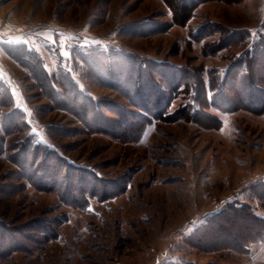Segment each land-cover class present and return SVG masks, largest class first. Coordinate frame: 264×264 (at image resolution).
I'll use <instances>...</instances> for the list:
<instances>
[{
  "label": "rangeland",
  "instance_id": "1",
  "mask_svg": "<svg viewBox=\"0 0 264 264\" xmlns=\"http://www.w3.org/2000/svg\"><path fill=\"white\" fill-rule=\"evenodd\" d=\"M167 1L175 3L0 0V222L16 236L5 242L12 247L0 253V264H264V240L247 243L243 250H207L192 243L198 239L194 230L228 201L249 203L264 217V198L258 194L264 183V112L259 109L264 84L242 87L238 78L235 90L230 82L219 86L226 98L218 94L215 103L189 118L182 106L186 90L163 108L168 87L161 77L140 90L135 79L122 73L113 87L107 68L95 69L81 59L83 50L99 46L152 61L159 75L170 77L167 82L187 75L181 69L190 67L206 78L207 69L215 73L229 66V77H236L238 70L230 62L240 46L210 50L220 32L188 41L190 27L209 19L254 33L264 24V0H204L186 24L174 21ZM175 9L178 17L185 11ZM19 44L34 52L49 74L68 73L98 101V115L89 123L94 129L58 107L40 87L30 67L14 56ZM122 59L117 55L104 63L114 78L121 74ZM125 78L130 93L151 92L152 106L163 109L161 117L149 112L152 117L143 121L136 114L141 111L118 90L128 83ZM8 106L20 111L28 129L6 133L1 120ZM123 115L130 120L125 125ZM102 128L108 132L98 130ZM28 131L71 164L98 176V195L114 194L85 195V205H72L53 189L10 178L16 168L8 158L15 151L10 143ZM39 220L52 231L29 228Z\"/></svg>",
  "mask_w": 264,
  "mask_h": 264
},
{
  "label": "trees",
  "instance_id": "2",
  "mask_svg": "<svg viewBox=\"0 0 264 264\" xmlns=\"http://www.w3.org/2000/svg\"><path fill=\"white\" fill-rule=\"evenodd\" d=\"M201 1L204 0H174L175 3L167 2L172 10L174 21L186 24L193 15L195 6ZM176 7L180 11L185 9L180 17L176 16ZM214 31H219L221 35L218 36L217 41H213L214 43L210 47V50H218L230 45H239L241 48L240 53L230 62L232 64L231 66L238 70L236 77H229V66L224 67L221 72L217 69L215 73L207 69L208 76L206 78L200 72L199 68L194 69L190 67L188 71L181 69V71L186 72L187 75L180 74V77H171L172 81L167 82V78L170 77L165 74L164 76L163 74L159 75L158 68L152 61L142 59L136 54L124 53L122 50H117L115 48L104 50L99 46H90L85 51L83 50L80 55L82 60L91 64L95 69L101 70L107 68L108 75H110V79L108 78L107 82L111 84L114 81L113 87H115V83L118 84V80L122 78V73L127 74L130 80L135 79L140 90L145 86L152 87L155 83L154 77H161L160 79L163 81L165 80V84L168 87V93L165 94L168 100L163 108L166 107L170 99L179 93L180 90H186V102L182 106H186L185 108L188 109L187 116L193 118V115L195 116V114L199 112L200 107L211 106L215 103L216 97H220L219 95L221 94L224 96V93L220 92L222 88L220 89L219 86H226L230 82V88L235 90L237 88L236 83L238 78H241L242 87H246L249 85L248 83H250V86H258L257 84L259 83L264 84V75H261L264 72V24L259 26L258 29L252 33L248 29H228L208 19L190 27L188 41L202 39L213 34ZM14 48L16 54L13 55L24 65H27L28 68L30 67L29 70L34 75L38 84H40V87L45 91L47 90L54 101H58L57 106L75 114L85 125L88 123V125L94 129L90 124L91 118L98 115V101L84 94L68 73H62L57 76V78L49 74L44 70L41 65V60L35 53L31 50H27L24 45H15ZM117 55H122L123 57L118 64L122 70L119 77L114 78L112 76L114 73L113 69L110 66L105 67L104 63L107 62L109 64ZM126 78L124 79V82L126 81L125 83L128 82ZM129 83L130 82L121 87L119 85L116 86H119L120 89L118 88V90L130 100L129 103L134 104L138 110L141 111V113H135L140 115L143 121L150 120L152 115L161 117L164 113L163 109L160 107L161 105L152 106L150 102L151 92L148 93V96H145L147 94L144 95V93L140 91H135V93L132 94L129 88H127ZM55 84H57L59 89L55 88ZM2 89L5 94V86H3ZM225 94L227 95V93ZM145 97H147L148 100H145ZM259 106V109H262L264 112V101L262 104L260 103ZM8 107L10 110L4 113L1 120L6 133L12 130L15 131L20 129V131H22L28 129V124L24 120H21L22 115L20 111L17 108ZM123 116L125 125L130 120L126 115ZM98 130L105 131L106 133L108 132L107 129L103 128ZM109 132H111L110 129ZM122 132L124 135L126 134L125 127H123ZM21 138V141L10 143V147L15 151L10 154L8 158L16 166V168L12 170L10 178H23L27 181H31L40 189H53L60 194L61 200L72 205H85L87 203V196L84 197L85 195H98L97 193L99 192L95 187V183L99 181L100 178L93 172L81 166L71 164L54 149L34 139L33 133L30 131ZM260 185L261 189L258 194L264 198V183ZM12 187L13 185H11V189ZM105 194L107 193L99 194L98 197L104 198ZM113 194L108 193L107 197ZM40 220L39 222L36 221V226L29 225V228L37 230L41 227V231H46V233L51 232L52 229L48 227V225H45V229L43 227V221ZM193 236L198 239L192 243L195 246L207 250L217 248L243 250L247 243L261 242L264 240V217L256 214L249 203H240L231 200L228 201L222 209L215 210L203 225L197 227L194 230ZM15 238L16 236L13 235V230L4 227V223L0 222V253L3 250L7 251L10 249L12 244H5V242L9 241L12 243ZM205 238H207V240H205Z\"/></svg>",
  "mask_w": 264,
  "mask_h": 264
}]
</instances>
